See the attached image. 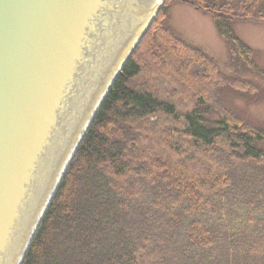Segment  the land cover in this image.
<instances>
[{"label":"trees","instance_id":"16d2710c","mask_svg":"<svg viewBox=\"0 0 264 264\" xmlns=\"http://www.w3.org/2000/svg\"><path fill=\"white\" fill-rule=\"evenodd\" d=\"M172 1H164L109 89L21 264H264V128L221 99L225 88L259 96L255 78L264 69L233 25L264 22V0H178L210 15L229 74L172 29ZM168 45L180 62L163 50ZM150 50L195 82L191 94L183 91L189 105L182 111L175 81L171 99L147 82L143 65L157 59ZM168 119L181 126L165 129L172 157L145 144V132L157 138ZM198 155L216 172L196 176Z\"/></svg>","mask_w":264,"mask_h":264},{"label":"water","instance_id":"95a60500","mask_svg":"<svg viewBox=\"0 0 264 264\" xmlns=\"http://www.w3.org/2000/svg\"><path fill=\"white\" fill-rule=\"evenodd\" d=\"M0 0V264H21L162 0Z\"/></svg>","mask_w":264,"mask_h":264},{"label":"rangeland","instance_id":"374dc122","mask_svg":"<svg viewBox=\"0 0 264 264\" xmlns=\"http://www.w3.org/2000/svg\"><path fill=\"white\" fill-rule=\"evenodd\" d=\"M169 13V25L172 29L179 36L199 46L207 54L216 59L220 70L223 73L229 74L230 67L225 44L217 34L210 15L202 13L190 4L178 0L171 2ZM233 27L237 36L256 50L257 62L259 66L264 69V22L251 20L237 21L234 23ZM163 50L173 51L176 54L178 62L181 61L178 54L179 51H176L177 48L168 45V47L166 46ZM150 53L156 56L157 59L154 61L148 60L147 63L143 65L146 75L149 73L147 82L150 84L151 88H153L152 90L157 96L171 99L172 96L170 94L172 93L171 88L173 86L171 80L175 81L182 91V93L175 98L178 103V110L182 111L189 105V97L187 95L185 96L183 91L191 94L192 90L196 88L195 82L191 81L188 77L183 80L176 74H173L166 64V59L161 56L159 57V55H154L155 51L153 50H150ZM255 80L259 85V96L255 100H248L244 94L230 88L223 89L224 91L221 93V99L223 105L234 113L264 128V78L257 77ZM168 125L178 129L181 128L179 123L175 124L171 119H168L166 122L160 121L157 127L160 133L157 138L151 137L148 131L145 132V144L151 153L161 151L165 155L173 156L171 151L163 145L167 140L165 129ZM172 136L175 137L176 135L172 134ZM177 136L181 138L180 135ZM197 160L198 161L193 164V171L196 176L207 178L206 171L209 169L214 173L216 172L215 167H213L202 155H198ZM197 163L202 164L199 165Z\"/></svg>","mask_w":264,"mask_h":264},{"label":"bare ground","instance_id":"6f19581e","mask_svg":"<svg viewBox=\"0 0 264 264\" xmlns=\"http://www.w3.org/2000/svg\"><path fill=\"white\" fill-rule=\"evenodd\" d=\"M162 0H159L158 3H160Z\"/></svg>","mask_w":264,"mask_h":264}]
</instances>
